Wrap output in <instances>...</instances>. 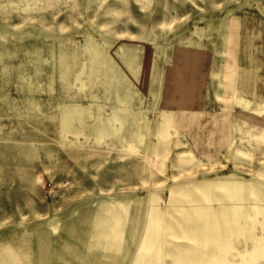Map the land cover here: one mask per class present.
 <instances>
[{"label":"rangeland","instance_id":"374dc122","mask_svg":"<svg viewBox=\"0 0 264 264\" xmlns=\"http://www.w3.org/2000/svg\"><path fill=\"white\" fill-rule=\"evenodd\" d=\"M0 264H264V0H0Z\"/></svg>","mask_w":264,"mask_h":264},{"label":"crops","instance_id":"0c3cea01","mask_svg":"<svg viewBox=\"0 0 264 264\" xmlns=\"http://www.w3.org/2000/svg\"><path fill=\"white\" fill-rule=\"evenodd\" d=\"M236 20H237V19H235V20H231V23H230L229 25H227L231 35L233 34V32L236 31V27H237ZM232 25H233V26H232ZM232 27H233V30H232ZM234 91H235V90H233L232 92H230L231 94H229V96H231V95H233L234 93H236V91H235V92H234ZM236 98H237V101H239V102H242V101L245 100L242 96H238V95H237ZM256 110H257V109H256ZM239 151H242V149H239L238 152H239ZM187 153L192 154V155L195 156V154L192 153V152H190V151L187 152ZM195 157H196V156H195ZM196 158H197V157H196Z\"/></svg>","mask_w":264,"mask_h":264},{"label":"bare ground","instance_id":"6f19581e","mask_svg":"<svg viewBox=\"0 0 264 264\" xmlns=\"http://www.w3.org/2000/svg\"><path fill=\"white\" fill-rule=\"evenodd\" d=\"M233 26V25H232ZM232 30H233V27H232Z\"/></svg>","mask_w":264,"mask_h":264}]
</instances>
